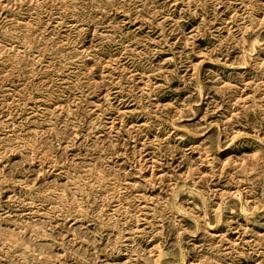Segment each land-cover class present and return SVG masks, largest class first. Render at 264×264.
Segmentation results:
<instances>
[{
	"label": "rangeland",
	"instance_id": "rangeland-1",
	"mask_svg": "<svg viewBox=\"0 0 264 264\" xmlns=\"http://www.w3.org/2000/svg\"><path fill=\"white\" fill-rule=\"evenodd\" d=\"M0 264H264V0H0Z\"/></svg>",
	"mask_w": 264,
	"mask_h": 264
},
{
	"label": "bare ground",
	"instance_id": "bare-ground-1",
	"mask_svg": "<svg viewBox=\"0 0 264 264\" xmlns=\"http://www.w3.org/2000/svg\"><path fill=\"white\" fill-rule=\"evenodd\" d=\"M252 48V47H251ZM250 57V56H249Z\"/></svg>",
	"mask_w": 264,
	"mask_h": 264
}]
</instances>
